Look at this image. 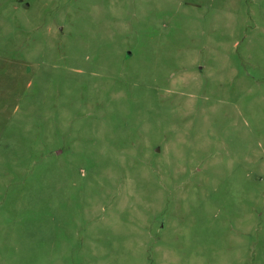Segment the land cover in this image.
<instances>
[{
	"label": "rangeland",
	"instance_id": "rangeland-1",
	"mask_svg": "<svg viewBox=\"0 0 264 264\" xmlns=\"http://www.w3.org/2000/svg\"><path fill=\"white\" fill-rule=\"evenodd\" d=\"M0 264H264V0H0Z\"/></svg>",
	"mask_w": 264,
	"mask_h": 264
}]
</instances>
